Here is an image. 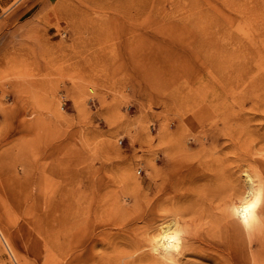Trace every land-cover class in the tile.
<instances>
[{
  "label": "rangeland",
  "instance_id": "rangeland-1",
  "mask_svg": "<svg viewBox=\"0 0 264 264\" xmlns=\"http://www.w3.org/2000/svg\"><path fill=\"white\" fill-rule=\"evenodd\" d=\"M25 6L0 57V264H150L163 222L212 230L221 162L262 184L264 0H0V20ZM263 226L237 240L250 264ZM207 241L178 264H227Z\"/></svg>",
  "mask_w": 264,
  "mask_h": 264
},
{
  "label": "bare ground",
  "instance_id": "bare-ground-1",
  "mask_svg": "<svg viewBox=\"0 0 264 264\" xmlns=\"http://www.w3.org/2000/svg\"><path fill=\"white\" fill-rule=\"evenodd\" d=\"M261 75V74H260ZM223 77V76H222ZM231 79V78H230ZM231 83V82H230ZM263 83V82H261ZM235 85V84H234ZM249 87H251L249 85ZM248 88V87H247ZM253 89V88H252ZM262 89V88H261ZM246 92V91H245ZM247 93V92H246ZM257 93V92H256ZM243 94V93H242ZM258 96V95H257ZM220 98H222L223 96H219ZM261 97V96H259ZM263 97V96H262ZM241 98V97H240ZM254 98H257L256 100H258L259 98L256 97V95H254ZM264 98V97H263ZM241 100V99H240ZM259 100H263V99H259ZM258 100L257 103H260ZM236 101V100H235ZM238 101V100H237ZM241 102H243L241 100ZM263 102V101H262ZM239 103V102H238ZM237 103V104H238ZM224 104V103H223ZM264 104V102H263ZM258 107V106H257ZM256 107V108H257ZM264 107V106H263ZM254 108V107H253ZM260 108V106H259ZM258 108V110H259ZM250 110V109H249ZM252 110V109H251ZM255 110V109H254ZM257 110V109H256ZM255 110V111H256ZM254 111V112H255ZM260 111V110H259ZM258 112V111H257ZM221 112H219L220 114ZM238 114V113H237ZM236 115V114H235ZM239 115V114H238ZM255 115V114H254ZM253 117V116H252ZM237 118V117H236ZM253 119V118H252ZM252 121V120H251ZM214 122V121H213ZM236 126V125H234ZM243 129V127H241ZM239 128V129H241ZM250 132V131H249ZM241 135V134H240ZM261 136V134H258ZM257 135V136H258ZM263 136V140H264V134ZM262 136L261 139L262 140ZM249 137V136H248ZM258 140V141H259ZM262 140V141H263ZM261 141V142H262ZM263 143V142H262ZM250 144V143H249ZM246 145V144H245ZM243 145V146H245ZM243 146H240L241 148H243ZM247 146V145H246ZM246 146L244 147L246 149ZM226 148V147H225ZM227 150V149H226ZM252 151V150H251ZM243 153V152H242ZM224 154V153H223ZM245 155V153H244ZM244 155H238L237 158H235V163L240 164V161H245L244 160ZM232 156V155H231ZM248 157V156H247ZM221 158H217L216 160H220ZM224 159V158H223ZM191 160V159H190ZM215 160V161H216ZM192 161V160H191ZM220 161H223L222 159ZM225 161V160H224ZM231 162V161H230ZM228 162V163H230ZM216 163H220L217 162ZM223 163V162H221ZM220 163V164H221ZM228 163H225V165ZM218 165V167H224L223 164ZM210 165V164H209ZM230 165V164H229ZM233 166V165H232ZM232 166L226 168H220L217 169L220 171V169H222V171H216V174H213L214 178H213V183L214 181L217 180L218 183H221V185L217 184L216 187H212L214 190V192L211 194V197H214L215 199H217L222 205V211H218L220 212L219 216L216 215L215 216V220L213 221L214 223V227L212 228H208L209 230H211L210 232L205 233V235L200 236V234L193 233L191 232L190 229H192L191 227H194L193 221L188 220V221H184L185 223H181L183 221H179V220H175L170 221L169 223L165 224L164 222L162 224H160L159 226H157L158 228L154 231V233L151 235V237L148 239V244H146V249L150 248L149 253L147 254H142L141 257L136 259V261L140 260L139 262H147L150 264H178V262H180L181 258H183L187 252H189V254L194 251V246L197 245V243H201L204 241L205 238H208L207 242H204V246L207 247L206 249L210 250L211 252L214 250L213 248H215V246L220 245L222 247V251L220 253V255L223 253V251L227 254V258H228V263L227 264H250V254H249V250L247 249H242L240 247V245L238 244L239 238H241L242 236V240L244 237L248 236H253L252 232H254L255 229H259L261 224L264 223V164L262 163V167H261V171L263 173V176L259 175V171H258V175L260 176V181L262 184H259V187H257V189H254L250 186V178L248 177L247 182L249 183L248 187V193L245 192L246 187H242L241 185H238V181H236L234 179L235 176V170L233 171L232 169H230ZM211 167V165H210ZM239 167V165H238ZM192 169V168H191ZM214 171V170H213ZM239 171V170H238ZM247 171V170H246ZM253 171V170H252ZM209 172V171H208ZM256 172V170H255ZM218 173V174H217ZM243 173V172H242ZM251 173V171H250ZM237 174V173H236ZM253 174V173H252ZM261 174V173H260ZM249 175V174H248ZM247 175V176H248ZM251 175V174H250ZM257 175V176H258ZM212 176V175H211ZM246 176V175H245ZM201 178V177H200ZM219 180V181H218ZM235 180V182H234ZM216 182V183H217ZM190 183V182H189ZM191 184V183H190ZM193 184V181H192ZM210 184V183H209ZM215 184V183H214ZM181 185V183H180ZM187 185V184H186ZM196 185V184H195ZM213 185V184H212ZM202 186V184H201ZM210 186V185H209ZM200 187V186H199ZM211 189V188H210ZM193 191V190H192ZM197 192V191H196ZM248 194V195H247ZM188 195V194H187ZM189 195L191 197H195L193 196V194L191 192H189ZM244 195H247L246 197H244ZM189 196V198H190ZM197 197V195H196ZM195 197V198H196ZM177 200H179V197L176 198ZM192 199V198H191ZM190 199V200H191ZM194 202V198L192 199ZM191 200V201H192ZM181 201V200H180ZM172 203V202H171ZM178 203V201H177ZM181 204V203H180ZM189 204L190 201H189ZM255 205L253 208H251V210L247 213V214H243L242 209L248 205ZM182 205V204H181ZM187 205V204H186ZM209 205V204H208ZM183 208L188 207L192 208L191 206H185L183 204ZM65 208V207H64ZM221 208V207H220ZM215 209V207H214ZM217 209V207H216ZM219 209V208H218ZM203 210V209H202ZM201 210V211H202ZM205 210V209H204ZM221 210V209H220ZM192 211V209H189V212ZM211 211V210H210ZM173 214H172V213ZM169 211V214L173 217V215H176L180 212L178 211ZM194 212V211H193ZM206 212V211H204ZM209 212V211H208ZM217 212V211H216ZM187 213V212H186ZM191 213V212H190ZM167 214V213H166ZM184 214V213H182ZM206 214V213H205ZM209 214H211L209 212ZM217 214V215H218ZM168 215V214H167ZM169 215V216H170ZM189 214H187L188 216ZM203 215V214H202ZM200 215V216H202ZM168 217V216H167ZM197 217V216H196ZM207 218V216H205ZM184 218V216H183ZM236 218V219H235ZM187 219V218H186ZM197 220L198 217L196 218ZM195 219V220H196ZM203 219H204V215H203ZM208 219V218H207ZM209 221V220H208ZM211 221V223H212ZM195 222V221H194ZM203 222V221H201ZM197 223V221H196ZM200 223V222H199ZM212 223V224H213ZM202 225V224H201ZM206 225V224H205ZM156 227V226H155ZM208 227V226H207ZM264 227V226H263ZM197 228V226H196ZM200 228V227H199ZM206 228V227H205ZM264 229V228H263ZM195 230V229H194ZM201 230V229H200ZM204 230V229H203ZM195 232V231H194ZM264 233V232H263ZM257 235V234H256ZM206 236V237H205ZM165 237H167V239H165ZM146 238V237H145ZM252 239V238H251ZM256 239V238H255ZM247 242H249L247 240ZM258 242L260 243V246L264 247V236L260 237V239H258ZM250 244V243H249ZM248 245V244H246ZM251 245V244H250ZM202 246V245H200ZM203 246V247H204ZM253 246V245H252ZM251 246V247H252ZM144 246L140 247V249H142ZM148 247V248H147ZM202 247V249H203ZM210 247H213L211 250ZM145 248V247H144ZM218 248V247H217ZM201 250H197L201 252ZM216 249V248H215ZM249 249V248H248ZM205 250V249H204ZM203 252H207V250H205ZM264 250V248L262 249ZM143 251V249H142ZM135 252V251H134ZM147 252V251H146ZM217 251L215 250V255L214 257H218ZM137 253V252H136ZM145 253V252H143ZM196 253V254H197ZM213 254V255H214ZM264 254V251L262 253V255ZM138 255V254H137ZM208 255V253H207ZM206 255V256H207ZM199 256V255H198ZM204 256V254H203ZM212 256V255H211ZM209 258H212V257ZM223 257H226V255H223ZM254 256V255H253ZM220 257V256H219ZM218 257V258H219ZM221 257V258H223ZM125 258V257H124ZM224 258V259H227ZM112 259V258H111ZM115 259V258H114ZM223 259V260H224ZM263 259H264V255H263ZM214 260V259H213ZM218 259H216L217 262ZM222 261V259H221ZM253 263V261H251ZM193 263V262H192ZM112 264V263H111ZM180 264V263H179ZM185 264V262L183 263ZM189 264V262L187 263ZM196 264V263H195ZM198 264V263H197ZM200 264V263H199ZM224 264V262H223ZM253 264H257V262L254 261Z\"/></svg>",
  "mask_w": 264,
  "mask_h": 264
},
{
  "label": "crops",
  "instance_id": "crops-1",
  "mask_svg": "<svg viewBox=\"0 0 264 264\" xmlns=\"http://www.w3.org/2000/svg\"><path fill=\"white\" fill-rule=\"evenodd\" d=\"M40 11V9H32L30 6L15 7L4 19L0 20V57L5 54L7 48L9 49L10 46L18 42L17 40L28 35L36 27V20L42 15Z\"/></svg>",
  "mask_w": 264,
  "mask_h": 264
},
{
  "label": "snow or ice",
  "instance_id": "snow-or-ice-1",
  "mask_svg": "<svg viewBox=\"0 0 264 264\" xmlns=\"http://www.w3.org/2000/svg\"><path fill=\"white\" fill-rule=\"evenodd\" d=\"M254 206L255 205L253 204V205H248V206L244 207L242 209L243 214H247L251 210V208H253ZM165 239H167V237H165Z\"/></svg>",
  "mask_w": 264,
  "mask_h": 264
}]
</instances>
